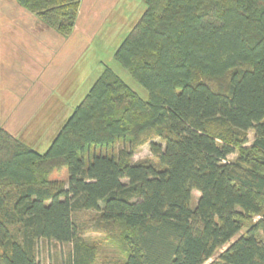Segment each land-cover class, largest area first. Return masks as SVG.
Returning <instances> with one entry per match:
<instances>
[{
  "label": "trees",
  "instance_id": "trees-1",
  "mask_svg": "<svg viewBox=\"0 0 264 264\" xmlns=\"http://www.w3.org/2000/svg\"><path fill=\"white\" fill-rule=\"evenodd\" d=\"M141 1L113 59L146 100L105 67L44 153L0 123V264H95L86 233L118 264H264V0ZM14 2L67 38L81 0Z\"/></svg>",
  "mask_w": 264,
  "mask_h": 264
},
{
  "label": "crops",
  "instance_id": "crops-1",
  "mask_svg": "<svg viewBox=\"0 0 264 264\" xmlns=\"http://www.w3.org/2000/svg\"><path fill=\"white\" fill-rule=\"evenodd\" d=\"M8 2L16 9L12 14L4 8V4ZM118 2L119 0H81L74 28L67 38H62L18 6L14 0L0 1V123L6 131L17 135L12 131L21 129L30 117L26 114H32V108L43 103L48 90L63 79L88 49L99 29L113 17ZM128 17L121 18V28L124 24H129ZM134 22L135 20L129 30ZM122 40L118 42V46ZM53 71L60 73L52 79ZM33 83L37 85L33 86ZM44 83L48 90L44 88ZM13 84L16 85L14 92L17 96H12L9 101L10 97L5 93L10 94ZM41 85L42 87H38ZM13 101L14 106L10 109ZM252 139L253 133L250 131L248 145Z\"/></svg>",
  "mask_w": 264,
  "mask_h": 264
},
{
  "label": "rangeland",
  "instance_id": "rangeland-1",
  "mask_svg": "<svg viewBox=\"0 0 264 264\" xmlns=\"http://www.w3.org/2000/svg\"><path fill=\"white\" fill-rule=\"evenodd\" d=\"M4 8L9 10V14L14 13L16 10L10 6V2L4 4ZM144 10L145 5L141 0H119L113 17L99 29L88 49L65 74L63 79L49 90L46 83L43 84L44 88L48 90V94L44 98L43 103L40 102L38 106L33 107L34 112L32 114H26L27 116L30 115V117L21 129L12 131L17 134L16 137L18 139L36 152L44 153L60 128L71 115L75 106L84 98L90 86L105 67L117 75L140 98L147 99V92L113 59L114 51L119 44L118 42L128 34L132 21L135 20L136 22ZM123 16H129V24H124L121 28L119 24ZM58 73L60 71H53L52 79ZM36 85L33 83V86ZM15 87L16 85L13 84L11 86L12 91L10 90L9 92L10 94L5 93L10 97L8 100H11L12 96L13 98L17 96L16 92H14ZM38 87H42V85ZM14 103L13 101L11 107L9 106L10 109L14 106ZM14 116H17V114ZM2 122L6 126L4 120ZM151 158L152 155L149 151V146L145 144L134 154L132 162ZM234 159L235 155L228 157L230 161ZM52 179L64 181L66 174L64 171L59 174L55 173L52 175ZM198 196V192H192V208ZM91 216H93V213H82L78 215V220L82 221ZM85 237L88 242L94 244L98 249L95 264L119 263L117 251L110 242L105 240V237L96 233H86ZM226 247L227 245L224 249ZM69 248L70 246L67 244H59L50 240H39L36 246L37 261L39 264H57V262H60L66 257Z\"/></svg>",
  "mask_w": 264,
  "mask_h": 264
}]
</instances>
